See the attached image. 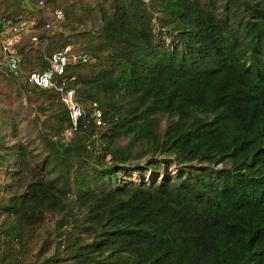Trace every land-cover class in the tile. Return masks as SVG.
<instances>
[{
  "label": "trees",
  "instance_id": "trees-1",
  "mask_svg": "<svg viewBox=\"0 0 264 264\" xmlns=\"http://www.w3.org/2000/svg\"><path fill=\"white\" fill-rule=\"evenodd\" d=\"M0 18L31 21L0 70V264H264V0H0ZM67 44L89 57L56 76L82 107L66 137L60 92L26 74Z\"/></svg>",
  "mask_w": 264,
  "mask_h": 264
},
{
  "label": "built area",
  "instance_id": "built-area-1",
  "mask_svg": "<svg viewBox=\"0 0 264 264\" xmlns=\"http://www.w3.org/2000/svg\"><path fill=\"white\" fill-rule=\"evenodd\" d=\"M58 17H62L61 10H57ZM25 23L11 20L10 18H0V70L8 71L12 74H17L21 65V55L17 50V44L21 39V34L24 30ZM36 40V36L32 37ZM71 57L86 61L88 55L86 53H76L72 46L67 44L63 49L53 52L49 56H45L47 68L42 71L33 70L26 74L29 82L42 86H54L61 96V100L66 104L69 114V134L76 128L78 119L82 114V107L75 99L74 88L64 87V82L57 81L56 76L64 71V66ZM94 116L97 123L102 121V114L99 109L94 110Z\"/></svg>",
  "mask_w": 264,
  "mask_h": 264
},
{
  "label": "rangeland",
  "instance_id": "rangeland-1",
  "mask_svg": "<svg viewBox=\"0 0 264 264\" xmlns=\"http://www.w3.org/2000/svg\"><path fill=\"white\" fill-rule=\"evenodd\" d=\"M59 28H60V26L61 25H59V24H56ZM29 30H31V21H26L25 22V25H24V30H23V32H22V34H21V40H22V37H23V34L26 32V31H29ZM20 40V41H21ZM32 40V39H31ZM33 41V44H37L38 42H40L41 40L39 39V37H37L36 38V40H32ZM30 42V41H29ZM41 43V42H40ZM39 43V44H40ZM46 42H44V44H45ZM72 46V45H71ZM11 86H12V88H11ZM0 89H5L6 91H11L12 89H13V84L11 83V85H10V81H8V80H4V79H2V78H0ZM11 93H13L14 94V92H11ZM15 96V102H17V101H19L21 98L19 97L18 98V96L17 95H14ZM23 99H24V96H23ZM72 134V133H71ZM71 134H69V130H68V128H67V130L65 131V136L67 137V136H69V135H71ZM173 168V167H172ZM133 176L134 177H136V176H138V174L135 172V173H133Z\"/></svg>",
  "mask_w": 264,
  "mask_h": 264
}]
</instances>
